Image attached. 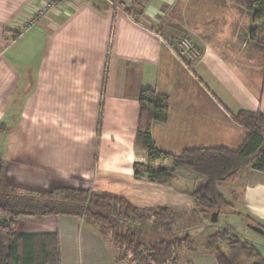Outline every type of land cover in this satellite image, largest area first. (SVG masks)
Segmentation results:
<instances>
[{
	"label": "crops",
	"instance_id": "0c3cea01",
	"mask_svg": "<svg viewBox=\"0 0 264 264\" xmlns=\"http://www.w3.org/2000/svg\"><path fill=\"white\" fill-rule=\"evenodd\" d=\"M114 1L73 0L30 25L31 7L44 0H0V202L69 188L117 194L145 209L156 202L147 192L164 188L159 203L176 224L187 208L174 210L180 206L170 192L176 193L175 172L185 169L149 163L145 125L154 146L169 155L193 149V138L194 148L237 149L247 132L231 115L264 114V45L258 42L264 31L252 39V13L229 0H138L137 21L115 10ZM146 17L190 32L200 59L177 58L171 41L143 23ZM143 91L167 98L165 124L150 119ZM135 164L148 173L135 176ZM161 170L171 181L154 179ZM251 179L239 195L241 209L224 212L264 227V174L255 171ZM227 182L218 184L222 195H229ZM5 220L0 211V223ZM16 229L57 233L61 264H113L98 237L106 233L84 217L21 216ZM207 262L217 264L211 253L177 257V264Z\"/></svg>",
	"mask_w": 264,
	"mask_h": 264
},
{
	"label": "trees",
	"instance_id": "16d2710c",
	"mask_svg": "<svg viewBox=\"0 0 264 264\" xmlns=\"http://www.w3.org/2000/svg\"><path fill=\"white\" fill-rule=\"evenodd\" d=\"M229 2L252 13L255 31L250 37L259 40V32L264 31V0ZM125 12L138 20L132 9ZM140 102L151 104L150 119L161 124L167 122L169 105L165 96L157 97L151 91H143ZM231 117L247 132L237 149L193 148L175 156L154 146L145 125L144 140L149 163L167 162L173 168L185 169L199 176L190 198L201 219L210 220L213 212L232 209L219 192V183L231 180L244 168L264 174V114L260 110L240 111ZM133 170L135 176L141 172L148 173L141 164H135ZM3 178L0 164V188ZM154 179L167 183L171 176L161 170ZM0 211L7 217L0 223V264H61L58 234H20L16 221L21 216L84 217L110 236L112 245L120 251L118 261L129 260L132 264H177L178 252L186 248L193 251L189 235L178 237L174 233L173 214L168 208L141 209L117 194L69 188L57 189L40 197L12 194L9 200L0 202ZM244 220L250 222L249 217ZM206 247L215 256L217 264H264L262 254L228 231L209 236Z\"/></svg>",
	"mask_w": 264,
	"mask_h": 264
},
{
	"label": "rangeland",
	"instance_id": "374dc122",
	"mask_svg": "<svg viewBox=\"0 0 264 264\" xmlns=\"http://www.w3.org/2000/svg\"><path fill=\"white\" fill-rule=\"evenodd\" d=\"M141 4L140 1L137 0L131 7L132 10L135 9V6ZM130 9V10H131ZM135 13V12H134ZM136 14V13H135ZM162 17V16H161ZM143 23L146 25L154 28L166 41H171V43H168L170 47L173 48L174 53L176 55V52L179 51V43L182 40H189L193 43H195L192 39V36L190 32H182V31H175V29L169 28L167 25L163 23V21H159L158 19L154 17H146L144 18ZM264 36L261 37V39L258 41L260 44L264 45L263 43ZM174 43V45H173ZM196 46V45H194ZM177 57V56H176ZM178 58V57H177ZM200 57L196 60L198 61ZM194 61V62H196ZM259 84V83H258ZM139 146H141V141L139 138H137ZM198 147L197 141L193 138L191 142V147L194 148ZM168 170L171 169V166H166ZM255 171H253L251 168H244L237 172L234 176V178L227 182L225 184L226 188L225 191H228V194H224V198H226L227 201L231 200L237 201L235 203H230L232 205V209L234 210H240L241 209V200L239 198V195L241 194V190L246 187V185L253 184V181L251 179V175H253ZM175 184H173V190L176 191L175 194H173L171 191L170 194L173 195V205L176 203H179L180 207L173 208L174 210H181L183 208H187L185 211V216L180 220L177 216L176 224H174V233L178 235V237H184L189 235L192 239V246L193 251L189 249H184L181 252L177 253L178 259H181V257H189L190 255H196V254H202V253H211V250L206 247V240L209 236L219 232V231H228L232 235L237 236L242 241L250 244L252 247H254L260 254L264 256V237L260 235L259 233H256L251 228L248 227L247 222L243 220L241 217L237 216L236 213L233 211H228L220 213L219 217H217V221L215 223H212L210 220H207L205 222L202 221L199 213L197 210H195L193 202L190 198V193L193 192L194 187L196 185V180L199 179V176L196 174H193L192 172L180 170V172H175ZM259 182L263 180L262 176H258ZM172 179V177H171ZM170 179V181H171ZM184 193H181V192ZM229 191H232L233 193H229ZM151 192V191H150ZM147 192V194L153 198L156 202H146L148 205L146 206L145 210H149L155 207H159L162 204L159 202H163L162 200L166 199V195L164 188L159 189L154 192ZM188 193V194H187ZM48 199L44 200L47 201ZM214 213V212H213ZM101 240V244L105 250H107L108 256L110 257L113 264H120L121 262L117 260V257L120 255V251L116 249L109 238V235L106 234L98 236ZM105 243V244H104ZM111 245L110 246L108 245ZM222 247L224 245L221 244ZM118 261L119 263L115 262ZM209 264V262H207Z\"/></svg>",
	"mask_w": 264,
	"mask_h": 264
},
{
	"label": "built area",
	"instance_id": "2783aa9c",
	"mask_svg": "<svg viewBox=\"0 0 264 264\" xmlns=\"http://www.w3.org/2000/svg\"><path fill=\"white\" fill-rule=\"evenodd\" d=\"M137 2V0H115L111 3V6L115 10L126 11L131 9L133 4ZM61 5L73 6V0H44V2L39 5H34L30 9L29 13V23L30 25H34L36 21L40 19H44L46 16V12L51 10L53 7H60ZM189 40H182L179 43V51L176 52V56L186 63H193L196 61L201 55L198 51L197 46Z\"/></svg>",
	"mask_w": 264,
	"mask_h": 264
},
{
	"label": "water",
	"instance_id": "95a60500",
	"mask_svg": "<svg viewBox=\"0 0 264 264\" xmlns=\"http://www.w3.org/2000/svg\"><path fill=\"white\" fill-rule=\"evenodd\" d=\"M218 213H219V211H215L214 213L211 214V217H210L211 222L214 223L217 220ZM248 227L251 228L256 233H259L260 235H262L264 237V230L261 229L260 227L254 226L252 224H248Z\"/></svg>",
	"mask_w": 264,
	"mask_h": 264
},
{
	"label": "flooded vegetation",
	"instance_id": "af4514ba",
	"mask_svg": "<svg viewBox=\"0 0 264 264\" xmlns=\"http://www.w3.org/2000/svg\"><path fill=\"white\" fill-rule=\"evenodd\" d=\"M248 224H252V225L257 226V227H260L261 229L264 230V227H263L260 223L256 222V221L253 220V219H250V222H247V225H248Z\"/></svg>",
	"mask_w": 264,
	"mask_h": 264
}]
</instances>
